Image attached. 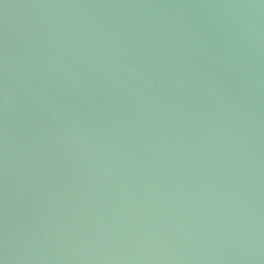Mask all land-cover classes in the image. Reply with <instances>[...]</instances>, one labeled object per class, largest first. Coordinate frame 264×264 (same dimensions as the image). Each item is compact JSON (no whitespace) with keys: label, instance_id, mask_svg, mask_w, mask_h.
<instances>
[{"label":"water","instance_id":"95a60500","mask_svg":"<svg viewBox=\"0 0 264 264\" xmlns=\"http://www.w3.org/2000/svg\"><path fill=\"white\" fill-rule=\"evenodd\" d=\"M0 264H264V0H0Z\"/></svg>","mask_w":264,"mask_h":264}]
</instances>
